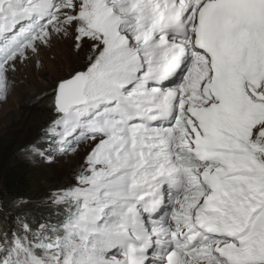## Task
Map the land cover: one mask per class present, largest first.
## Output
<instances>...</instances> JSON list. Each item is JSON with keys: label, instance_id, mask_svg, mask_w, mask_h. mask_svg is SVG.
Returning a JSON list of instances; mask_svg holds the SVG:
<instances>
[{"label": "snow or ice", "instance_id": "6c2138e0", "mask_svg": "<svg viewBox=\"0 0 264 264\" xmlns=\"http://www.w3.org/2000/svg\"><path fill=\"white\" fill-rule=\"evenodd\" d=\"M69 33L44 136L88 146L63 219L0 200V264H264V0H0V98Z\"/></svg>", "mask_w": 264, "mask_h": 264}, {"label": "rangeland", "instance_id": "374dc122", "mask_svg": "<svg viewBox=\"0 0 264 264\" xmlns=\"http://www.w3.org/2000/svg\"><path fill=\"white\" fill-rule=\"evenodd\" d=\"M71 42V33L67 37H64L63 34L57 37L53 41V46L41 54L44 61L42 68L36 70L29 62L21 72L15 75L16 84L8 98H0V143L6 141L12 143L15 162L23 163L46 178L50 185L45 191V199L55 188L72 182L88 146V141L82 140L79 154H75L58 147V141L53 142L51 146L49 143L46 146L41 145L43 140H47L44 136V127L48 120L46 104L49 102L42 98L43 92L50 91L51 84L59 76L70 71L74 65L82 63L83 57L88 53V48L79 54L75 53L70 47ZM33 118L37 122L29 123ZM26 138L30 141L23 142L20 146L19 144ZM33 143L40 144L45 151L51 147L48 155L55 157L53 162L49 163L45 158L39 157L31 160L26 158L24 149ZM42 183L45 182L42 181ZM45 199H39V203L45 207H51L44 203Z\"/></svg>", "mask_w": 264, "mask_h": 264}, {"label": "trees", "instance_id": "16d2710c", "mask_svg": "<svg viewBox=\"0 0 264 264\" xmlns=\"http://www.w3.org/2000/svg\"><path fill=\"white\" fill-rule=\"evenodd\" d=\"M33 121L34 123L37 122L33 118L29 121V123ZM28 138L24 139L19 145L21 146L23 142L28 143L30 141ZM47 143L48 142L45 139L41 145L46 146ZM42 181L45 183H42ZM49 185L50 183L47 182L44 176H40V174H37L21 162H15L12 143L8 141L5 143H0L1 200H3L5 197H16L19 195L27 196L32 201V203L27 207L38 219L48 218L52 221L61 220L63 219V216L55 215L52 207H45V205H41L39 203V199H45V191Z\"/></svg>", "mask_w": 264, "mask_h": 264}]
</instances>
